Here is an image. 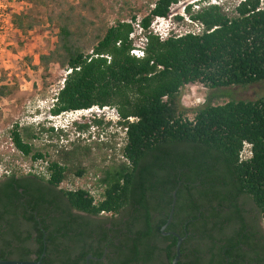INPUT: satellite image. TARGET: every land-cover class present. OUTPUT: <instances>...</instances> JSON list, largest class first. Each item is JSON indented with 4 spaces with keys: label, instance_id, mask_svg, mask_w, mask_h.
<instances>
[{
    "label": "trees",
    "instance_id": "16d2710c",
    "mask_svg": "<svg viewBox=\"0 0 264 264\" xmlns=\"http://www.w3.org/2000/svg\"><path fill=\"white\" fill-rule=\"evenodd\" d=\"M50 1L55 9L47 22L56 26V39L33 68L69 70L50 112L112 107L115 123L90 120L95 135L118 141L85 143L92 134L87 122L74 123V131L12 124V147L40 170L18 173L7 163L0 176V259L85 264L91 255L96 259L88 264H172L176 238L160 228L177 187L165 231L184 237L179 264L261 263L264 246L257 241L264 235L256 241L229 195H247L264 220V96L181 101L182 89L196 83L210 89L264 83L260 0H243L229 12L218 5L192 12L189 5L191 21L203 29L163 38L151 23L178 0ZM12 20L22 31L37 24L25 11ZM135 47L142 56L131 53ZM4 79L0 99L17 86ZM102 150L96 164L91 153ZM77 177L86 186L66 187ZM120 211L124 222L95 219Z\"/></svg>",
    "mask_w": 264,
    "mask_h": 264
},
{
    "label": "rangeland",
    "instance_id": "374dc122",
    "mask_svg": "<svg viewBox=\"0 0 264 264\" xmlns=\"http://www.w3.org/2000/svg\"><path fill=\"white\" fill-rule=\"evenodd\" d=\"M68 1L74 2V0ZM103 1L108 3L111 0ZM137 2L139 4L141 0ZM52 9L55 7L50 0H46V3H41L40 0H0V76L5 77L4 82L17 85L11 95L0 99V153L3 156L0 162V176L8 171L7 163L14 165L18 173H25L29 168L32 171L40 170L37 163L30 167L29 160L16 153L7 137V131L15 122L20 125L38 123L44 117L51 98L65 77L66 71L59 69L56 65L50 66L47 71L41 67L33 68L38 63V56L46 52L56 39V26L47 22V15ZM171 9L173 12L180 11L181 5H172ZM24 11L37 22L28 31L18 29L12 20L13 14ZM175 26L176 31L180 34L192 30L191 26L184 20L176 21ZM134 35L135 33H133ZM136 43L141 45L139 41ZM181 94V97L184 96L188 103L197 101L198 99L194 100L195 97H198L199 101L202 102L208 94L221 96L224 98L223 100L229 98L256 99L264 96V83H255L246 87L232 86L217 89H210L196 83L183 88ZM45 125L48 126L50 123H45ZM95 131L96 129H91L93 134L86 138L85 143H92L94 139L118 141L116 136L111 138L104 132H99L97 136ZM109 131L113 132L112 129ZM83 136L87 137V134ZM49 140L47 134H43L41 141L49 142ZM100 151L91 153L96 164H102L100 159L101 156L105 155L104 150ZM107 155H111L110 152H107ZM87 166L89 173L92 172L89 164ZM70 186L86 185L82 178L77 177L73 184L68 183L66 185V187ZM90 188L94 190L92 187Z\"/></svg>",
    "mask_w": 264,
    "mask_h": 264
},
{
    "label": "clouds",
    "instance_id": "9594fccd",
    "mask_svg": "<svg viewBox=\"0 0 264 264\" xmlns=\"http://www.w3.org/2000/svg\"><path fill=\"white\" fill-rule=\"evenodd\" d=\"M187 1L188 2H187L186 7L189 5L192 6L194 3L202 4V0H187ZM263 4H264V0H263ZM185 13L188 14L187 12H185ZM178 15L182 16V19L180 21L184 20V15H182V12H180V11H177V14L174 17H168V18L167 17H160V18L157 17L156 25H157L158 30L160 32H163V33H168L170 31L178 32V31H176V26H175L176 21H178L176 19V17ZM184 21H186V20H184ZM187 23H191V25H192L191 29L192 30H194L196 28L193 20L187 21ZM201 30H199L198 32H200ZM54 101L55 100H54V96H53L51 98L49 106L46 108V112L44 114V117L39 121V122L43 123L44 125H45V123H50V125H48V126H53L54 129H62L64 131H67V130L68 131L69 130L74 131V129H75L74 123L87 122V123L91 124L90 119H93V118H97V119L102 118L103 120L112 121L113 123H115L118 120V115H117L115 109L112 107H98V106H96L97 108H95L93 106L91 108H88L85 111L70 110V111L61 112L59 114H53L50 112V109H51ZM93 128L95 129L93 124H91V126L89 128L90 132H91V129H93Z\"/></svg>",
    "mask_w": 264,
    "mask_h": 264
},
{
    "label": "flooded vegetation",
    "instance_id": "af4514ba",
    "mask_svg": "<svg viewBox=\"0 0 264 264\" xmlns=\"http://www.w3.org/2000/svg\"><path fill=\"white\" fill-rule=\"evenodd\" d=\"M91 180H95L93 178L92 174L89 177ZM89 187H93V184L91 182H88L87 184ZM62 187V186H61ZM229 198L232 199L233 203L238 207L239 211L242 213L243 216L247 217L248 219L246 220L247 223V229H252L255 233V238L256 241L261 237L259 235H264V220L262 216V212L258 210V208L254 205L252 200L244 194H236L234 196L229 195ZM223 212H228L229 209L226 206H223L222 209ZM74 213L79 214L80 216H86L85 213L83 212H77L73 210ZM262 216V217H261ZM127 216L125 215L124 211H120L119 213L115 214V216L111 217L106 216L105 214H100L95 217L97 220H121V222H124L126 220ZM105 227L109 228L110 227V221H107L105 224ZM121 224L119 226H116V228H120ZM258 244L261 246L263 249L264 246V240L257 241ZM258 264H264V259L262 260L261 263Z\"/></svg>",
    "mask_w": 264,
    "mask_h": 264
},
{
    "label": "built area",
    "instance_id": "2783aa9c",
    "mask_svg": "<svg viewBox=\"0 0 264 264\" xmlns=\"http://www.w3.org/2000/svg\"><path fill=\"white\" fill-rule=\"evenodd\" d=\"M241 1H243V0H202V4H197V3H194L192 6H191V11L192 12H196V11H198V10H200L202 7H204V6H208V5H218V6H220L221 8H222V10H224L225 12H229V11H231L232 9H234ZM187 0H178L175 4H173V5H181V9H180V12H182V15H184V20H186V21H191V19H190V17H189V15L188 14H186L185 12V8H186V5H187ZM172 6V5H171ZM259 8H264V4H263V0H260V7ZM184 12V13H183ZM177 14V11L176 12H173L172 11V9H171V7H170V9H169V13H168V16H167V18L168 17H174L175 15ZM158 18H160V17H158ZM156 19L157 18H155V20H153L152 21V23H151V29H152V31H153V33H157L158 35H160V37H164L165 36V33H163V32H160L159 30H158V28H157V25H156ZM194 25H195V29L194 30H190L191 32H193V33H197L199 30H201L202 28H203V26H202V24L200 23V22H198V21H194ZM190 31H188V32H190ZM178 34H180V33H178ZM142 40H144V38H142ZM131 53L133 54V55H135V56H142L143 55V50H142V48H140V47H135V48H133L132 50H131ZM69 71V70H68ZM68 71H66L65 72V75H66V73L68 72ZM63 80L64 79H62V81H61V86H62V84H63ZM60 86V87H61ZM190 85H188V87H189ZM187 87V86H186ZM185 87V88H186ZM198 99V100H197ZM181 100H182V102L183 103H186V101H185V99H184V96L183 97H181ZM194 100H197V101H194L193 103L191 102V103H189L190 105H192V106H195L196 104H198V103H200V101H199V98L198 97H195V99ZM95 108H97L96 106H94ZM85 110H87V109H79V110H77V111H85ZM241 157L243 158L244 157V155H241Z\"/></svg>",
    "mask_w": 264,
    "mask_h": 264
},
{
    "label": "water",
    "instance_id": "95a60500",
    "mask_svg": "<svg viewBox=\"0 0 264 264\" xmlns=\"http://www.w3.org/2000/svg\"><path fill=\"white\" fill-rule=\"evenodd\" d=\"M176 190H177V187H175V189L172 191V199H171V203H170L169 213H168V216L166 218L165 223L160 228L161 233L163 235H173L176 238L174 256H173L172 261H171L172 264H179V259H180V254H181L180 253V247H181V243H182L183 238H184L176 232L165 231V228L167 227L168 223L170 222L171 216L173 213V208H174L175 201H176ZM90 258L96 259L95 257H93L91 255H87L85 264H88V260ZM0 264H45V263L42 262L41 257H40L38 259L32 258L29 260L0 259Z\"/></svg>",
    "mask_w": 264,
    "mask_h": 264
}]
</instances>
